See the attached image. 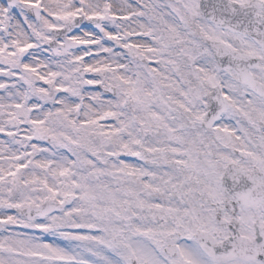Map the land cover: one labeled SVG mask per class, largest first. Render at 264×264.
I'll use <instances>...</instances> for the list:
<instances>
[{
  "label": "snow or ice",
  "instance_id": "snow-or-ice-1",
  "mask_svg": "<svg viewBox=\"0 0 264 264\" xmlns=\"http://www.w3.org/2000/svg\"><path fill=\"white\" fill-rule=\"evenodd\" d=\"M0 264H264V0H0Z\"/></svg>",
  "mask_w": 264,
  "mask_h": 264
}]
</instances>
